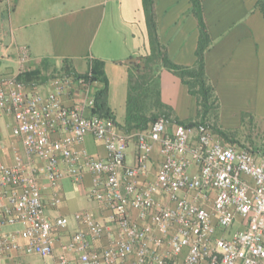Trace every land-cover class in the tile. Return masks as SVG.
I'll return each mask as SVG.
<instances>
[{
  "label": "built area",
  "instance_id": "1",
  "mask_svg": "<svg viewBox=\"0 0 264 264\" xmlns=\"http://www.w3.org/2000/svg\"><path fill=\"white\" fill-rule=\"evenodd\" d=\"M0 49L6 50L2 36ZM16 52L17 75L29 72L27 49ZM16 76L0 80V112L12 117L26 159L15 154L11 165L0 162V257L20 248L17 238L27 254L51 257L52 229L69 220L47 218L39 178L55 189L66 177L79 185L87 170V196L107 210L116 233L87 211L74 213L83 229L61 245L55 264H264V155L202 130L192 138L184 126L162 119L125 135L91 114L95 90L84 78H54L41 95L27 93ZM75 92L85 94L82 102L64 105L62 97ZM87 136L102 145L103 159L75 148ZM155 146L162 160L147 181ZM34 159L43 165L33 166ZM59 203L54 196L52 205ZM237 219L243 229L228 232ZM15 225L19 231L3 233ZM102 238L106 246L93 247Z\"/></svg>",
  "mask_w": 264,
  "mask_h": 264
},
{
  "label": "crops",
  "instance_id": "2",
  "mask_svg": "<svg viewBox=\"0 0 264 264\" xmlns=\"http://www.w3.org/2000/svg\"><path fill=\"white\" fill-rule=\"evenodd\" d=\"M261 4L260 0H201L202 18L210 38V46L204 53L205 75L218 96L223 129L264 130V8ZM154 7L158 40L165 48L167 58L176 66L194 69L197 66L199 28L190 0H154ZM0 36L6 49L5 52L0 49V80L15 77L18 73L16 47L27 49L30 71L37 69L41 72L40 80L24 86L27 93L46 95L51 90V81L58 75H66L61 71L64 62L70 73L83 74L89 70L92 60L102 61L108 81L107 105L116 122L123 125L130 62L137 59L139 64V59L150 52L141 0H0ZM163 75L181 88L177 109L165 100ZM159 83L162 102L171 108L172 117L182 121L193 119L196 101L180 79L163 69ZM95 88L96 84H93L92 90ZM84 95L81 92L66 94L62 101L71 107L80 104ZM84 114L89 115V111ZM13 127L12 117L0 112V162L6 165L13 163L15 154L26 159L20 139L13 135ZM196 133L190 130L192 138ZM257 142L254 146L264 149V138H258ZM75 148L98 159L105 157L102 145L90 136ZM133 151L130 143L126 157L128 165L132 163ZM254 154L262 156L261 152ZM161 160L155 146L148 165L147 181L153 179ZM32 165L40 168L43 164L34 159ZM90 182L91 175L87 170L83 171L79 185L66 177L55 189L40 176L41 199L47 218L53 221L80 212L75 209L84 205L83 200H92L86 193ZM54 196L60 199L57 206L52 205ZM82 211H87L95 221L116 233L103 206L96 203ZM243 227L237 219L231 229L235 232ZM20 228L19 225L6 226L2 231L16 233ZM79 229L83 228L73 221H69L64 229L53 228V253L45 259L24 252L25 242L17 238L20 248L2 255L0 263L55 264L61 245ZM106 243L107 240L102 238L95 241L93 247L102 248Z\"/></svg>",
  "mask_w": 264,
  "mask_h": 264
},
{
  "label": "trees",
  "instance_id": "3",
  "mask_svg": "<svg viewBox=\"0 0 264 264\" xmlns=\"http://www.w3.org/2000/svg\"><path fill=\"white\" fill-rule=\"evenodd\" d=\"M141 1L150 42V52L147 56L139 59L141 60L139 64L136 63L137 59L130 62L123 125L116 122L114 113L107 105L108 81L102 61L92 60L89 70L83 74L70 73L71 71L65 62L61 68V71L65 72V76H79L88 83L96 84L91 114L110 122L118 132L125 135L135 131L147 130L150 124L162 119L169 124L182 125L188 130L208 132L227 145L246 149L253 154L261 152L264 155V149L256 148L254 145L248 149L242 144L237 139V129L227 130L220 125V102L214 87L208 83L205 75L204 53L210 46V38L202 18L201 0H190L199 28V40L196 48L197 66L194 69L176 66L167 58L165 48L158 40L154 0ZM163 69L176 75L186 87L188 94L195 98L196 115L193 119L182 121L172 117L171 108L162 102L159 74ZM40 76V70L35 69L17 75L16 80L26 86L33 80H40ZM58 76L63 77L64 75Z\"/></svg>",
  "mask_w": 264,
  "mask_h": 264
},
{
  "label": "rangeland",
  "instance_id": "4",
  "mask_svg": "<svg viewBox=\"0 0 264 264\" xmlns=\"http://www.w3.org/2000/svg\"><path fill=\"white\" fill-rule=\"evenodd\" d=\"M261 1V8H264V0H260ZM162 84L164 85V97H165V100L166 101H169V104L171 105H175L174 108H179V101H178V95L180 94L181 92V88L178 89V86L174 85V83H172L166 75H163L162 77ZM168 99V100H167ZM178 114H180L178 111H177ZM186 111L183 112V114H185ZM179 116H182V115H179ZM219 121H220V114H219ZM227 130H234V129H227ZM257 130H260V129H237L236 132H237V139L242 143L244 144L246 147H251L252 145H257V141H258V138L261 139L264 138V130L262 131H257ZM83 203L84 205L83 206H78L75 210V212L77 211H82L84 209H88L89 207H92L94 206L96 203L95 201H87L86 199L83 200ZM72 213H69V215H65L68 220L70 222H72ZM232 228V227H231ZM229 229L228 232H232V229ZM71 230H73L72 228H69Z\"/></svg>",
  "mask_w": 264,
  "mask_h": 264
}]
</instances>
